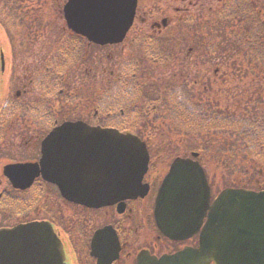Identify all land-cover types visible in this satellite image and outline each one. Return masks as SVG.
I'll return each instance as SVG.
<instances>
[{"label": "rangeland", "instance_id": "obj_1", "mask_svg": "<svg viewBox=\"0 0 264 264\" xmlns=\"http://www.w3.org/2000/svg\"><path fill=\"white\" fill-rule=\"evenodd\" d=\"M186 1L167 0L164 4V11L153 10L152 16L158 17L159 21L162 17L170 15L167 26L170 27L177 15L185 14L181 11L176 15L173 12L174 6L184 8ZM64 2L65 0H23L22 8L17 7L15 17L10 15L6 17V12L2 9L3 0H0V48L4 52V69L0 75V108L7 102L9 89L12 87L10 77L13 72H16L18 77L31 75V72L38 73L44 84H53L50 73L43 71V68L49 64L45 56L48 59L50 52L58 49V52L54 51V54H57L59 59L53 66L58 73H60V68L64 67L67 76L75 71L70 76L71 83L73 79L75 80L73 83L75 89L67 90L61 97L56 96L57 87H54L49 95L42 97L31 95L30 108L37 104L38 107L44 106L47 110L40 109L41 116L45 118L53 112L52 114L58 119L65 116H69L70 119H92L99 125L118 124L125 130L134 131L139 135L143 133L151 147H154V151L151 150L154 153L152 160L160 166L157 177L162 175L163 170L167 169L174 157L188 156L190 152L198 150L200 161L208 176L212 196L228 186L248 189L264 188V153H254L253 156H249L250 161L247 162L246 153L252 151L251 147L247 148V144L244 143L247 139L228 140L229 133L215 123L213 124L211 120L203 122L206 116H200L198 112L193 113V107H199L201 104L200 108L211 110V117L225 115L233 110L240 100L241 104L238 106L241 108L244 105L250 111V106L247 104L250 102L249 96L254 100L259 99L253 93L256 82L259 83L260 92L264 94V80L244 79L248 72L244 68V63L235 61L233 65L231 64L233 60H230L229 63L224 61L220 64L219 58L223 55L222 48L224 49L227 45L223 42L224 39L220 41L218 33L215 35L217 38L212 41V45L217 47V53L215 54V50L212 54L209 52L208 42V47L198 56L205 59L204 53H206L210 56L206 62L197 60L198 57L195 58L197 56L195 54L187 55V49L190 47L187 46L180 27L183 41L174 42V44L182 45L184 48L175 55L172 68L159 67L156 66L158 63L145 59L139 67L134 65L129 69L121 70L125 66L120 61L122 56H127L129 45L121 47L122 49H117L119 46L109 49L86 44L84 45L86 53L81 60L77 59L80 62L73 69L75 60L70 57L79 56V46L69 40L73 34L66 29L62 16L61 10ZM196 2L197 0H193L194 4ZM30 6L32 9L26 11ZM23 11L25 13L18 21ZM191 11L193 19L201 18L200 0L198 6L191 7ZM184 18L187 23L186 16ZM187 29L190 28L187 27ZM12 32L15 34L12 35ZM221 33L226 38L234 32H230L227 27H221ZM66 39L67 42L64 41ZM136 49H139V45ZM140 50L143 55L144 47ZM232 50H235V43L232 45ZM132 55L137 57L135 52H132ZM108 58L110 59L107 62ZM229 58L233 57L229 56L226 60ZM90 61H93L92 72L85 75L80 68L87 66ZM62 62L68 63L63 64ZM67 67L70 69L68 70ZM140 68L142 73H140ZM110 69L113 72L112 75L109 73ZM134 69L138 70L139 74L133 77ZM93 71L96 76H93ZM234 71H240V75L244 77L231 76ZM183 75L184 78H182ZM185 77L186 80L183 83ZM204 78L207 81L205 86L201 83ZM180 79L182 83L178 81ZM195 81H197L196 84ZM86 83L92 85L90 90ZM84 84L86 85L83 89ZM68 86L69 84L65 87ZM167 87L168 90L164 92ZM13 91L10 94H13ZM252 103L255 104L256 101ZM19 107V109L23 108L22 105ZM62 110H64V117L59 115ZM29 115L31 120H38L31 110H29ZM3 123L6 124L7 121ZM170 136L172 137L169 138ZM2 138L0 140V191L7 190L9 187L2 174L3 164L18 154L15 150L19 143L24 144L21 136H13L11 133L4 134ZM170 139L176 141V148L170 146L172 142ZM225 142L231 145L222 147L221 143ZM252 159H256L255 164L251 163ZM258 163L262 164H259L261 170H258ZM44 190L39 195L41 198L34 195L31 190L26 191L22 195L19 206L12 207L14 203L11 202L1 203L0 226L12 225L33 218L48 219L58 211L64 212L68 217L78 212L72 205L63 203L55 186H45Z\"/></svg>", "mask_w": 264, "mask_h": 264}, {"label": "water", "instance_id": "obj_2", "mask_svg": "<svg viewBox=\"0 0 264 264\" xmlns=\"http://www.w3.org/2000/svg\"><path fill=\"white\" fill-rule=\"evenodd\" d=\"M135 5L136 0H68L64 17L69 28L88 37L91 33L93 36L97 33L113 35L117 29L124 34ZM115 16H123L117 22L118 27ZM100 38L105 39L102 43L116 40ZM65 130H55L53 136L64 131L66 138L72 137L64 139V144L72 142L75 146L74 164L65 166L64 173L58 172L53 169L55 157L47 154L40 164L43 177L56 182L63 196L99 205L123 197L120 193L135 194L148 158L145 145L137 137L114 129L91 130L84 124H68ZM52 145L62 144L56 141ZM35 168L10 165L4 168V174L15 187L25 188L39 173ZM209 193L197 162L174 160L156 199L158 227L163 233L178 238L182 236L181 231L188 228L186 232L190 233L189 228H194L186 218L191 210L199 211L198 216H201L209 209L210 215L200 234L198 248L154 259L152 264H209L211 261L264 264V191L225 189L212 205H208ZM193 215L198 219L195 213ZM63 260L60 242L49 223L30 222L0 228V264H63Z\"/></svg>", "mask_w": 264, "mask_h": 264}, {"label": "flooded vegetation", "instance_id": "obj_3", "mask_svg": "<svg viewBox=\"0 0 264 264\" xmlns=\"http://www.w3.org/2000/svg\"><path fill=\"white\" fill-rule=\"evenodd\" d=\"M166 1L167 0H137L133 25L126 32L123 41L118 44H107L104 45V47L111 49V47L119 46V48H114L120 49L121 47L129 45V48L133 46L136 43L135 40H137L140 48V39L144 40L150 32H162L169 23L170 15H166L161 19L159 18L160 20L158 21V17L152 16V11H164V4ZM225 1L226 0L200 1L203 24L205 27H220V25L223 27L225 18L231 22L229 23L231 27H253L250 23L257 18V12L259 16L261 15V7L264 5V0H245L243 6L244 10L240 11L239 8L238 10L235 8H232V10L230 8L225 9ZM184 3V8H177L174 6V11L182 10L186 12L189 9L191 10L193 0H187ZM258 5L260 6L259 9L257 8ZM162 19H164V22ZM14 34L15 33L12 32V35ZM69 40H72L74 45L79 46V56L70 57V59L75 60L73 61V69H75L80 62L77 59L81 60L84 53H86V47L84 45H90L92 43H89L86 38L75 34L70 36ZM64 41L67 42V39ZM83 41H85V44H83ZM2 51V48H0V53ZM45 58L49 64L43 68V71L46 70L50 73L53 84H44L38 73L31 72V75H24L23 77H18L16 72L11 74L10 85H12V87L9 89L7 102L2 105L4 113L0 111V119L8 115L10 120L2 127L0 133H11L13 136H21L24 144L19 143V146H17L15 150V153L18 154L9 158L3 166L7 163L14 162H37L41 156L42 141L51 129L67 121L82 120L70 119L69 116H65L64 110L59 112L61 117L65 116L64 118L58 119V117L52 114L53 112L50 116L44 118L41 116L40 110L43 109L47 111L44 106L38 107V105L35 104L34 107L30 108L32 102L30 100L31 95L40 97L46 94L49 95V93L54 90V87H57L56 96L61 97L67 90L75 89L73 86L75 80L73 79V83L70 82V76L73 75L75 71L70 76H67L64 67H61L60 73H58L53 65L56 63L57 59H59V56L53 54L49 56L48 59L46 56ZM109 59L110 58L106 59V61L108 62ZM92 62L93 61H90L87 66L80 68L85 75H89V73L92 72ZM120 62L125 66V68L121 70L129 69L132 64H136V67H139L140 57L134 58L133 55L122 56ZM137 72L139 71L137 70ZM109 73L111 75L113 74L111 69ZM93 76H96L94 71ZM77 79L76 77V80ZM68 84L69 86L65 87ZM86 84L90 90L92 85L89 83ZM86 84H84L83 89ZM12 90H14V93L10 94ZM21 105L23 108L19 109ZM29 110L38 117V120L30 119ZM82 121L88 124L95 123L92 119ZM27 136L28 138H26ZM144 182L148 184L149 188L145 196L140 197L138 195L131 199H126L124 202H117L112 205L91 208L62 200L63 203L70 204L74 209L78 210V212L74 213L71 217L66 216L64 212L60 211L54 214L58 226H56L52 219L49 220L53 223V226L56 227L61 242L65 247L67 264H140V254L144 251L160 256L164 253L170 254L176 252L193 244L196 240L195 236L187 240L174 241L167 239L159 233L155 225L153 209L154 198L160 184V179L155 173L148 171L145 175ZM45 183L46 182L39 177L35 179L30 188L39 186V184L44 186L46 185ZM11 191L18 194L19 191L22 190L11 188ZM3 195L4 191H0V201Z\"/></svg>", "mask_w": 264, "mask_h": 264}, {"label": "trees", "instance_id": "obj_4", "mask_svg": "<svg viewBox=\"0 0 264 264\" xmlns=\"http://www.w3.org/2000/svg\"><path fill=\"white\" fill-rule=\"evenodd\" d=\"M21 2H23V0H3L2 9L6 12V17L9 15L11 17H15L17 7L19 6L20 8H22ZM202 36L203 33L201 32L198 35L199 40L202 39ZM244 39L248 42V45H240L238 48L240 51L243 50V54H247L251 57V68L248 69L249 71H252L256 74V77H253V79L262 81L264 80V28H258L255 34L245 37ZM241 40L242 38H238L237 42H240ZM259 74L261 77H258ZM253 79L251 81H253ZM206 82L207 81L205 79H202L201 83L203 84V86H205L204 84H207ZM194 83L196 84L197 81H195ZM256 88L259 90L258 82L256 83ZM254 94L255 97L260 99H257V101L254 100L253 97L249 96L250 102H247V104L250 106V111L244 105L241 108L238 106L239 104H241V100L233 110L225 113V115H215L213 117L210 116V113H212L211 110L200 108L201 104H199V107H193L194 109L191 108L193 109L194 114L198 112L200 116H206L205 118H203V122H209L211 120L213 124L215 123L222 130L229 133L230 135L227 134L228 140L247 139L244 143L245 145L247 144V148L251 147L252 149L250 153L246 151L247 153L245 156V160L247 162L250 161L248 159L249 156H253L254 153H264V94L260 91H255ZM252 101H256V103L254 104L252 103ZM195 108L199 109L196 110ZM227 145L231 144L226 142L221 143L222 147ZM255 162L256 159L251 160L252 164H255ZM259 164L262 165L261 163H258V165ZM260 165L258 166V170L261 169Z\"/></svg>", "mask_w": 264, "mask_h": 264}]
</instances>
